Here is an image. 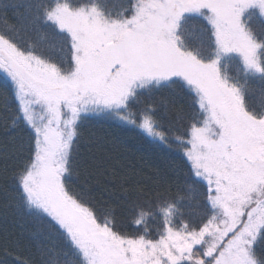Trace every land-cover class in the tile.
Segmentation results:
<instances>
[{"label": "snow or ice", "instance_id": "6c2138e0", "mask_svg": "<svg viewBox=\"0 0 264 264\" xmlns=\"http://www.w3.org/2000/svg\"><path fill=\"white\" fill-rule=\"evenodd\" d=\"M254 10L264 0H0V243L14 264H264ZM233 59L240 79L222 72ZM90 116L175 146L192 183L124 165L85 138Z\"/></svg>", "mask_w": 264, "mask_h": 264}, {"label": "trees", "instance_id": "16d2710c", "mask_svg": "<svg viewBox=\"0 0 264 264\" xmlns=\"http://www.w3.org/2000/svg\"><path fill=\"white\" fill-rule=\"evenodd\" d=\"M254 11L255 15L250 21V25L257 35H259L264 31V17L260 16L259 10ZM9 19L10 22H15V16L11 13ZM33 39H38V37H33ZM240 66L241 62L238 59L226 61L222 68V72L230 77L240 79ZM9 83L7 77L0 72V92L5 91ZM248 86L256 90L252 96V100L253 102H258L259 82L250 81ZM167 97V93L156 94L153 97L156 104L161 108V114H163L164 103ZM179 103L183 104L184 101H179ZM82 131L85 138H92L99 141L109 151H112L113 147H115L116 151L114 155H118L119 160L124 165H134L136 168L142 169L147 175H152L153 170L166 173L174 184V190L182 189L185 184L192 183L188 163L182 153L176 150L175 146L170 148L162 142L153 141L150 137L131 126L122 125L115 120H108L95 116H90L84 121ZM4 139L3 132H0V142ZM0 163H2V161H0ZM112 163L115 164V161ZM197 188L199 191H203V188L199 185H197ZM95 195H97L98 198L103 195L101 188L97 187L95 189ZM200 211L199 208L192 207L190 209L191 215L187 218L195 220L200 214ZM126 215H131V213ZM121 219L124 220L129 231L135 230L124 216H122ZM21 223L24 224L27 230L33 228L32 223L21 220L19 217H10L8 227L10 230L18 231V224ZM3 227V219L0 218V229ZM26 243L27 241H25V244ZM15 251L24 256L28 255L26 247L16 249ZM0 264H14L13 256L5 254L2 243H0Z\"/></svg>", "mask_w": 264, "mask_h": 264}, {"label": "rangeland", "instance_id": "374dc122", "mask_svg": "<svg viewBox=\"0 0 264 264\" xmlns=\"http://www.w3.org/2000/svg\"><path fill=\"white\" fill-rule=\"evenodd\" d=\"M1 73L6 77V75L3 72H1Z\"/></svg>", "mask_w": 264, "mask_h": 264}]
</instances>
